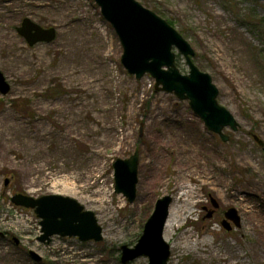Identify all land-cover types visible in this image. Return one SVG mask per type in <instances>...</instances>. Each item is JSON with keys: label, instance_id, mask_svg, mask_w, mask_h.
I'll use <instances>...</instances> for the list:
<instances>
[{"label": "rangeland", "instance_id": "374dc122", "mask_svg": "<svg viewBox=\"0 0 264 264\" xmlns=\"http://www.w3.org/2000/svg\"><path fill=\"white\" fill-rule=\"evenodd\" d=\"M135 1L190 45L194 65L239 129H225L223 142L187 101L155 92L149 75H129L94 0H0V72L10 86L0 94V264H121L120 247L137 243L164 196L182 206L164 238L168 264H264L255 259L257 246L264 253V145L252 139L264 143V0ZM24 19L54 29L56 39L29 47L17 33ZM135 151L129 203L114 192L112 166ZM186 188L197 197L177 204ZM18 194L75 200L95 215L102 241L54 236L41 243L40 219L11 203ZM211 199L218 209L207 219ZM228 209L240 216L229 232L221 225ZM185 234L197 246L184 245Z\"/></svg>", "mask_w": 264, "mask_h": 264}, {"label": "water", "instance_id": "95a60500", "mask_svg": "<svg viewBox=\"0 0 264 264\" xmlns=\"http://www.w3.org/2000/svg\"><path fill=\"white\" fill-rule=\"evenodd\" d=\"M104 19L113 27L123 49L121 64L128 74L141 80L149 74L155 81V91L174 94L180 101H188L193 113L199 117L205 127L217 134L223 142L229 138L223 130L232 132L239 129L232 114L217 103L218 90L211 78L201 73L193 64L194 51L190 45L164 20L144 9L135 0H95ZM31 47L37 43H50L55 39V30H43L29 19L23 20L17 30ZM175 48L185 59L189 68L188 75H182L175 66ZM10 90L0 72V94ZM260 146L263 142L253 136ZM139 153L129 159H118L113 164L115 193L122 194L129 203L136 197L137 167ZM7 184V182H6ZM11 202L18 207L33 209L41 219V242H49L52 236L78 237L82 242L102 240V229L95 215L75 200L61 196H43L38 199L21 194L15 195ZM172 203L170 196L160 198L154 211L145 223L143 233L133 248L121 247L122 264H128L141 257L148 259V264H167L170 258V246L164 240V229ZM217 209V203L212 200ZM209 212L206 218H211ZM222 226L231 230L228 221L235 227L240 226V218L235 209L224 214ZM0 237L3 234L0 232Z\"/></svg>", "mask_w": 264, "mask_h": 264}, {"label": "bare ground", "instance_id": "6f19581e", "mask_svg": "<svg viewBox=\"0 0 264 264\" xmlns=\"http://www.w3.org/2000/svg\"><path fill=\"white\" fill-rule=\"evenodd\" d=\"M192 162H189L188 165H191ZM187 192L182 195V197L180 198L179 202H177V204H181L183 205L184 203H187L189 201L190 198H196V190L194 188H186ZM183 199V200H182ZM182 200V201H181ZM182 206L180 208H177L176 203H173L170 207V213H169V218L167 220V224L165 226V231H164V238L167 240L170 236V232L171 229L173 228V225L175 224L177 218L176 216H179V213H181ZM19 224H22V222H19ZM260 233V235H259ZM258 235L259 236H263L264 235V228H260L258 230ZM193 236L191 234H185L183 237V244L184 245H190ZM193 246H197L196 241H193ZM171 247H175V245L173 244ZM260 246H257V248L255 249V259L258 261L259 258L264 257V253L260 250ZM211 255L214 254V250L211 251L210 253Z\"/></svg>", "mask_w": 264, "mask_h": 264}, {"label": "flooded vegetation", "instance_id": "af4514ba", "mask_svg": "<svg viewBox=\"0 0 264 264\" xmlns=\"http://www.w3.org/2000/svg\"><path fill=\"white\" fill-rule=\"evenodd\" d=\"M217 209H218V208H217ZM217 209H216V210H217ZM204 210L207 211V208L204 207ZM214 213H215V210L213 211L212 216H213ZM212 216H211V217H212ZM223 216H224V214H223ZM5 236H6V235H5ZM49 242H50V241H49ZM49 242H48V244H49ZM29 254H30V256H32L33 258H35L36 260H40L39 257L34 256L32 253H29Z\"/></svg>", "mask_w": 264, "mask_h": 264}]
</instances>
